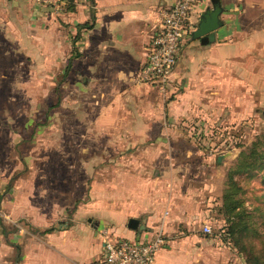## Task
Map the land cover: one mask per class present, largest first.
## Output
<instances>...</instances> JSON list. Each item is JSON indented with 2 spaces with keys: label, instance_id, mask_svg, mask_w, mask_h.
<instances>
[{
  "label": "crops",
  "instance_id": "crops-1",
  "mask_svg": "<svg viewBox=\"0 0 264 264\" xmlns=\"http://www.w3.org/2000/svg\"><path fill=\"white\" fill-rule=\"evenodd\" d=\"M172 1L72 0L55 16L32 0H0V67L18 52L35 57L49 48L63 60L64 106H83L77 120L86 138L106 139L73 153L69 169L91 178L82 195H73V210L38 201L31 179H16L13 202L0 189V207L34 228L13 221L18 227L9 231L0 221V264H92L101 254L102 227L131 239L162 230L152 264H214L218 249L198 227L221 203L223 182L201 139L217 114L225 129L246 115L235 106L264 99V0H222L215 40L186 35L162 94L138 72ZM208 5H195L194 24ZM6 182L0 179V187ZM129 217L142 227H128Z\"/></svg>",
  "mask_w": 264,
  "mask_h": 264
},
{
  "label": "rangeland",
  "instance_id": "rangeland-1",
  "mask_svg": "<svg viewBox=\"0 0 264 264\" xmlns=\"http://www.w3.org/2000/svg\"><path fill=\"white\" fill-rule=\"evenodd\" d=\"M48 50L40 51L35 57L30 51H21L1 60L4 67H0V179L6 178L7 182L0 189L13 202L16 179H31L35 181L32 188L39 190L38 201L55 202L57 209L73 210L78 203L73 201V195H82L88 181L91 182V178H87L88 171L78 167L69 169V163L77 156L73 153L89 144L105 145L106 139L86 138L84 123L77 120V115L85 112L83 106H64L63 74L58 70L63 60L52 58ZM251 92V96H256V92ZM73 94L78 95V92ZM234 108H244V118L231 119L224 129L218 124L221 114H217L219 118L208 124L209 130L201 139L204 155L211 152L214 172L223 182L222 192L227 171L236 164L239 151L247 150L256 137L262 140L258 149H264V99L247 107ZM218 155L222 158L217 164ZM261 163L253 172L235 176L242 186L239 198L249 215L246 228L225 235L224 240L222 231L226 230L227 222L218 211L219 204H212L199 222L202 233L205 222L211 227L206 236L218 249L214 264H254L255 260V264H264V163ZM108 176L109 171H105L102 178ZM26 187L31 188V185L23 186ZM68 195H72L71 199ZM0 221L9 231L18 227L1 207ZM15 222L28 231L34 229L24 221Z\"/></svg>",
  "mask_w": 264,
  "mask_h": 264
},
{
  "label": "built area",
  "instance_id": "built-area-1",
  "mask_svg": "<svg viewBox=\"0 0 264 264\" xmlns=\"http://www.w3.org/2000/svg\"><path fill=\"white\" fill-rule=\"evenodd\" d=\"M35 4L58 16L66 9L68 0H32ZM199 0H173L161 13V23L152 34L147 57L138 78L153 85L162 94L167 92L175 69L178 53L186 35L194 27L192 16ZM203 231L210 232L205 222ZM102 250L92 264H152L157 250L164 243L162 230L145 239H131L112 233L108 227L100 230Z\"/></svg>",
  "mask_w": 264,
  "mask_h": 264
},
{
  "label": "trees",
  "instance_id": "trees-1",
  "mask_svg": "<svg viewBox=\"0 0 264 264\" xmlns=\"http://www.w3.org/2000/svg\"><path fill=\"white\" fill-rule=\"evenodd\" d=\"M72 7V0H68L66 8ZM92 22H85L82 26L91 27ZM262 140L256 137L251 142V145L247 150H240L238 153V159L232 169L227 171V182L221 194V203L219 204L218 211L222 214L223 218L227 222L224 231H222L223 239H226L225 235L234 234L247 227L246 219L249 217L245 213L242 200L239 198V192L242 190V186L238 183L235 176L239 174H249L256 169L260 162H264V149H258ZM257 261H254V264Z\"/></svg>",
  "mask_w": 264,
  "mask_h": 264
},
{
  "label": "water",
  "instance_id": "water-1",
  "mask_svg": "<svg viewBox=\"0 0 264 264\" xmlns=\"http://www.w3.org/2000/svg\"><path fill=\"white\" fill-rule=\"evenodd\" d=\"M224 10L222 0H210V5L206 6L199 14L194 27L190 31L192 38H200L202 42L214 41L215 30L223 24L221 13ZM222 155H218L217 161L220 163ZM128 227L137 229L142 227L138 218L129 217Z\"/></svg>",
  "mask_w": 264,
  "mask_h": 264
}]
</instances>
